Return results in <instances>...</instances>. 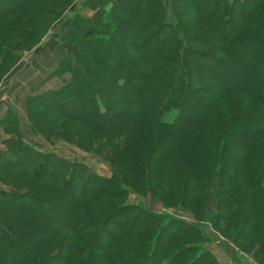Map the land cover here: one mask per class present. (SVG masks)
I'll return each instance as SVG.
<instances>
[{
  "label": "trees",
  "instance_id": "16d2710c",
  "mask_svg": "<svg viewBox=\"0 0 264 264\" xmlns=\"http://www.w3.org/2000/svg\"><path fill=\"white\" fill-rule=\"evenodd\" d=\"M2 2L10 4L0 8V69L12 59L5 45L24 44L31 32L42 33L44 28L34 25L55 19L58 11L43 0ZM185 2L186 16L179 11L181 0H168L171 25L162 22L168 17L164 0L81 2L78 10L91 15L80 11L69 20L60 42L66 54L51 74L62 79L69 72L71 79H63L59 89L27 95L24 104L33 128L93 150L114 173L110 178L84 174L80 163L5 141L12 148L0 153V174L10 170L12 180L31 182L23 191L0 193V208L10 204L15 210L0 213V264H33L54 245L60 229L70 233L61 242L68 256L81 246L70 259L76 264L96 260L81 262L90 252L101 264H219L200 247L207 238L198 227L123 203L127 188L146 189L158 192L164 203L189 198L185 203L201 217L208 204L202 177L214 173L228 181L219 185L220 203L237 204L210 217L212 228L222 235L239 229L233 242L248 240L244 252L264 264V0ZM227 68L241 85L222 86ZM231 94L244 95L259 108L232 107L225 101ZM228 111L236 114L230 122ZM172 112L175 117L166 121ZM7 119L15 121L14 110L0 122L7 125ZM110 121L123 125L113 127ZM229 144L237 151H229ZM185 147H193L185 151L192 152L186 161L180 154ZM188 184L190 191L184 192ZM200 193L206 200L194 201ZM249 233L263 239L251 244ZM62 257L52 259L63 264Z\"/></svg>",
  "mask_w": 264,
  "mask_h": 264
},
{
  "label": "rangeland",
  "instance_id": "374dc122",
  "mask_svg": "<svg viewBox=\"0 0 264 264\" xmlns=\"http://www.w3.org/2000/svg\"><path fill=\"white\" fill-rule=\"evenodd\" d=\"M43 1H45L46 7L50 8L51 10L54 9V11L58 10L55 19L49 16L48 18L39 21L37 24H35L34 26H36V29L39 30V28L41 27L44 28V31L42 33H37L36 35L31 32L24 44L19 42V44L16 45V43L11 40L5 45L8 46V48L10 49V52L12 53V59L7 60V64L5 63L0 69V98L1 96L5 95L15 98L16 108L18 112L14 110V122L11 123L8 119L7 121L9 122V124L7 125L0 122V153H11L12 147L11 145L6 144V142L21 141L23 144H25L31 149L33 148L34 150L40 151L42 153H54L60 156L61 158L67 160L68 162H77L82 164L84 166L82 173L84 174L93 173L101 177L110 178L113 176L114 167L108 160L103 158L102 155L96 154L91 149H81L79 145L75 142H69L63 139L60 140L54 135L41 133L40 131L42 130L38 131V129L33 128L31 124L32 122L29 118V115L27 114V109L24 104V99L26 95L30 93L34 95L35 93L45 91V89L48 90V88L53 90L59 89L62 86L63 77L65 78L64 80L71 79V74L69 72L64 73V75H62V79L61 77L52 76L51 74L54 71L57 62L66 54V51L64 48H62L60 42L68 31L67 24L69 20L72 19L77 13H80L81 10H78V7L80 6L83 0ZM164 1L168 17L167 19L164 18L162 22L171 25V22L174 21V16L170 10L168 0ZM181 2L182 5L178 4V7H180V14L186 16L188 13L183 11L188 8V5L186 4L185 0H181ZM9 4L10 3L2 2L0 3V8L5 6L9 7ZM81 14L88 17L91 15V13L87 12L86 10L81 11ZM1 22L4 23L3 20ZM160 23L161 20L156 22L153 26H150L149 29L155 30L157 25H159ZM125 37L128 41L129 35L126 34ZM131 40L132 39H130V42ZM54 42H57V44L53 45ZM77 54H79V49L77 51ZM75 60L78 63L77 65L81 64H79V61L77 59ZM235 67L239 66L236 65ZM76 69L78 70L77 67ZM205 73L208 72L205 71ZM226 73L227 77L221 79L223 81L222 86H238L242 84L240 81L241 79L236 76V72L233 71L232 68H227ZM22 84L24 85L25 90L22 89ZM30 87L31 89H29ZM251 87L254 86H252L251 84ZM256 87L257 86H255V88ZM15 94H17L18 96ZM121 95L123 97L126 96L128 98H132L133 96L130 92H123L121 93ZM243 100L245 104L240 103ZM246 100L248 101V103L246 102ZM225 101L229 102L232 107H239V105L241 104V106H246L248 109L259 108V105H255L252 100L247 99L246 96L241 94H231L230 96L225 98ZM224 109L225 108H223V110ZM260 110H262V108H260ZM228 114L229 116L227 118V122H230L236 114L232 111H228ZM175 115L176 113L172 112V114L169 115V118H166V121L167 119L172 120ZM11 119L12 118H10V120ZM7 121L6 123H8ZM127 123L128 122H125L124 125ZM108 124L113 127H119L123 125L122 122L115 121H110L108 122ZM243 129H248V127H244ZM191 137L195 138L193 135H191ZM192 141H195L194 143H197V145L199 144V142H201L196 138ZM1 144H3L4 147ZM187 150H192L193 152V147H190V149L185 147L183 150H181L180 154L183 157L182 160H184V157H187V155L190 154L191 151L185 152ZM228 150L233 151V153L234 151H237L236 149L234 150L233 147H231V144L228 145ZM8 173H10V170L3 171L0 174V193H17L16 190L23 191L25 190V187L28 185V183L31 182L29 179L12 180L11 177L7 176ZM231 175H233V172H229L227 177H231ZM176 179L177 177L174 180ZM79 180L81 181L79 183V186L81 188H85L83 187L85 184L84 177L80 176ZM225 181L227 180L219 179L217 173H214L210 177H202V182L207 183L206 194L208 204L207 208H205L203 215L201 216L200 214L201 217H195V215L191 211L192 208L190 203H185L189 198H187L186 201H183L181 204L177 201L164 203V200L161 198V195L158 194V192L147 191L146 189L142 192H137L134 190H130V188H127L128 192L123 203L132 207L142 205V207L148 209L156 215L167 214L178 220L184 221L188 224L198 227L200 230H202L203 234L207 238L203 243L200 244V247L206 251H209L212 256H216L218 258L219 264H256V262L253 260L252 254L246 253V250H249L250 248L248 240L237 242L240 245L236 244L232 240L236 237V232L240 231L239 229L236 230L235 228H233L235 230L228 231L227 233L222 235L218 231L214 230V228H212V224L209 221V218L219 213L220 209L227 210L228 208H231L232 206H235L237 204V201H235L231 205L230 203H227L225 201L224 207L223 203H220L223 193L218 195V188L219 185ZM190 185L191 184H188V187L184 192L190 191ZM197 196L206 200L205 196L200 193L194 195V201ZM72 197V192H69L67 198L71 199ZM219 203L220 205L222 204L220 207L218 206ZM226 204H229V206ZM204 207L205 203L203 202L201 208L203 209ZM8 211L9 213H14L15 210L10 204H4L1 206L0 213H2L3 216H7ZM49 214L51 213L49 212ZM61 216L62 215L58 213H54V217L56 218ZM60 230L61 235L56 239L54 245H50V247H48L39 258H36V261L33 264H48V261L49 264H62L61 261H54L52 259L56 255H63L62 261L65 262L63 264H66L68 260L71 261V264H76L75 259H70L78 252L77 249H80L81 246L76 244L74 247L75 251L73 255L68 256L64 249V246L61 245V242L66 241V237H69L70 233L65 229ZM249 237L252 239L251 244H254V242L256 241L259 242V240L263 239L257 234L250 233ZM104 240L105 236H100L98 238V242L100 244H103ZM98 256L99 255L97 253L90 252L88 255H83L80 257L81 262L87 261L93 257L96 258V260L92 262H84L83 264H101L102 260H98ZM68 257L69 259H67Z\"/></svg>",
  "mask_w": 264,
  "mask_h": 264
},
{
  "label": "crops",
  "instance_id": "0c3cea01",
  "mask_svg": "<svg viewBox=\"0 0 264 264\" xmlns=\"http://www.w3.org/2000/svg\"><path fill=\"white\" fill-rule=\"evenodd\" d=\"M63 79H65L63 77ZM21 86H23V90H25V87L24 85L22 84ZM8 88V87H6ZM55 88V87H54ZM31 89V87L29 88ZM32 94V93H30ZM28 94V95H30ZM17 95V94H15ZM18 96V95H17ZM27 96V95H26ZM2 97V100L0 101V119L6 114L7 110L9 109H12V110H15L17 111V108H16V101H15V98H12L11 96H8V95H5V96H1ZM18 98V97H17ZM19 99V98H18ZM18 112V111H17ZM3 146V144H1ZM4 147V146H3ZM216 257V256H215ZM217 261H218V258L216 257ZM219 262V261H218ZM221 264V263H220Z\"/></svg>",
  "mask_w": 264,
  "mask_h": 264
},
{
  "label": "built area",
  "instance_id": "2783aa9c",
  "mask_svg": "<svg viewBox=\"0 0 264 264\" xmlns=\"http://www.w3.org/2000/svg\"><path fill=\"white\" fill-rule=\"evenodd\" d=\"M2 100V97L0 98V101Z\"/></svg>",
  "mask_w": 264,
  "mask_h": 264
}]
</instances>
